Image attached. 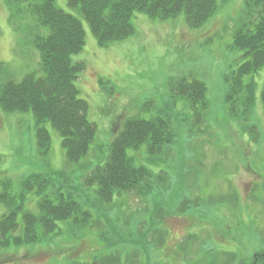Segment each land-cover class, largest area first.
<instances>
[{"label":"rangeland","instance_id":"obj_1","mask_svg":"<svg viewBox=\"0 0 264 264\" xmlns=\"http://www.w3.org/2000/svg\"><path fill=\"white\" fill-rule=\"evenodd\" d=\"M56 4L81 19L86 31L85 48L73 60L85 65L76 85L89 103L95 139L68 165L62 137L47 123L52 147L45 163L33 113L0 109V180L10 179L12 193L20 195L27 176L51 175L50 194L62 186L86 214L76 224L59 222L37 243L0 246V264L92 262L114 252L122 264H204L209 252L226 264H264V67L243 76V84L254 83L247 119H241L240 99L234 112L226 100L232 75L249 60L233 47L235 32L258 16L245 17V0H217V12L200 28L190 27L183 13L153 20L135 12V34L101 46L79 10L68 0ZM31 21L13 20L7 0H0V88L31 72L43 75L40 53L27 43L34 37ZM183 78L205 85L207 104L196 101L198 111L175 99ZM134 117L172 120L177 136L161 156L153 157L146 144L128 152L137 165L166 172L165 179L152 173L140 188L104 202L87 177L108 161L109 145ZM42 196L28 193L25 209L40 214ZM5 212L0 202V217ZM19 223L13 235L24 229L22 214Z\"/></svg>","mask_w":264,"mask_h":264},{"label":"trees","instance_id":"obj_2","mask_svg":"<svg viewBox=\"0 0 264 264\" xmlns=\"http://www.w3.org/2000/svg\"><path fill=\"white\" fill-rule=\"evenodd\" d=\"M56 1L7 0L13 20L18 22L22 16L32 19L29 27L34 37L27 39V43L39 51L43 75L38 76L36 71L25 74L20 81H4L0 88V109L33 113L38 152L45 163H48L52 147V137L46 127L47 123L50 124L62 137L67 164L73 165L88 153L95 139L96 125L89 119V103L79 97L80 91L76 85L85 65L81 60H73V56L85 48L86 31L81 19L59 8ZM68 5L79 10L101 46L125 41L135 34L132 20L135 12L143 13L153 20L174 18L183 13L190 27L200 28L218 9L217 0H68ZM243 12L247 18L257 15L258 19L244 23L235 32L233 47L244 51L243 56L249 60L243 58L248 63L242 64L232 75L235 76L229 84L226 100L234 112L238 104L236 100L240 99L241 119H247L249 104L255 100V97L250 96L254 91V83L243 84V76L253 75L264 67V0H245ZM181 80L185 82L186 79ZM183 82L177 85L179 94L176 101L182 99L198 111V103L202 107L207 104L205 85H200L197 80H193L192 84L188 82L189 85ZM262 101L264 104V89ZM174 132L177 131L168 117L127 119L109 145L108 161L91 171L87 177L88 183L98 186L97 193L104 202H111L118 192L140 188L141 182L151 178L153 172L137 165L134 157L129 155V150H137L140 145L146 144L147 151L153 157H159L174 141L177 136ZM153 175L165 179L166 172L160 171ZM53 180L51 175L31 174L22 180L20 195L12 193L10 179L0 180L3 186L0 202L6 207V212L0 217V246L37 243L42 237L56 232L59 222L74 219L76 224L79 216L86 214L75 195L64 193L62 186L53 189L54 193L50 194V189L55 186ZM32 191L43 194L38 202L40 214L25 209V200ZM20 214L24 229L13 235L20 227ZM39 228H42V232ZM206 255L202 261L204 264H226L219 260L217 252ZM72 264H122V259L119 253L114 252L92 262Z\"/></svg>","mask_w":264,"mask_h":264}]
</instances>
